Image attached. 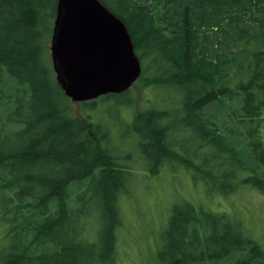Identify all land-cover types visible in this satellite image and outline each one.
<instances>
[{
  "label": "trees",
  "instance_id": "1",
  "mask_svg": "<svg viewBox=\"0 0 264 264\" xmlns=\"http://www.w3.org/2000/svg\"><path fill=\"white\" fill-rule=\"evenodd\" d=\"M56 1L0 0V264H113L129 176L109 126L104 135L100 122L75 116L56 81L48 55ZM100 1L125 23L139 78L181 108L174 122L158 106L135 117L142 158L155 148L157 167H189L207 196L264 194V0ZM112 96L78 103L96 108ZM94 194L98 203L84 210ZM231 212L174 204V256L162 252L159 262L264 264V244ZM99 234L106 252L87 258Z\"/></svg>",
  "mask_w": 264,
  "mask_h": 264
},
{
  "label": "rangeland",
  "instance_id": "2",
  "mask_svg": "<svg viewBox=\"0 0 264 264\" xmlns=\"http://www.w3.org/2000/svg\"><path fill=\"white\" fill-rule=\"evenodd\" d=\"M48 55L50 57L49 50ZM147 79L138 78L125 93L98 101L96 108H88L72 101L69 104L75 116L89 115L90 122H100L101 134L106 135L105 125L109 126L113 133L110 136V148H115L116 154L121 157L120 161L126 165L124 169L128 172L127 191L121 194L117 201L121 223L116 230L117 248L113 264H155L156 261L161 264L159 254L162 252L163 257L171 259L174 256L171 249L174 244L171 242L176 241V234L175 230L169 229L168 218L174 204H183L186 201L194 206L201 204L212 211L217 208L232 211L231 213H235L234 215L243 221V226L250 231L248 232L251 236L263 245L264 194L253 188H240L230 193L228 198L219 195L207 196L202 183L192 178L189 167H157L150 161L156 154L155 148L147 149L150 159L142 158L138 146L141 139L133 127L135 117L143 110L149 111L150 108L158 106L162 110H168L171 114L168 121L174 122L175 115L181 111L180 106L177 107L172 101L175 99L173 94L172 100L165 98V90L158 89L152 83L145 84ZM178 134L175 133L174 136ZM155 167L157 172L152 171ZM87 198L84 210H92L99 201L98 194ZM93 216L96 217L94 211L84 215L87 219L85 228L89 235L97 230ZM64 237L63 235L62 238ZM183 244L186 257L194 254L192 246ZM106 248L99 234L97 243L89 249L86 257L92 256L96 259L106 252Z\"/></svg>",
  "mask_w": 264,
  "mask_h": 264
},
{
  "label": "water",
  "instance_id": "3",
  "mask_svg": "<svg viewBox=\"0 0 264 264\" xmlns=\"http://www.w3.org/2000/svg\"><path fill=\"white\" fill-rule=\"evenodd\" d=\"M49 50L72 102L124 92L141 74L125 23L100 0H57Z\"/></svg>",
  "mask_w": 264,
  "mask_h": 264
},
{
  "label": "flooded vegetation",
  "instance_id": "4",
  "mask_svg": "<svg viewBox=\"0 0 264 264\" xmlns=\"http://www.w3.org/2000/svg\"><path fill=\"white\" fill-rule=\"evenodd\" d=\"M122 93V92H121ZM98 98V97H97Z\"/></svg>",
  "mask_w": 264,
  "mask_h": 264
}]
</instances>
